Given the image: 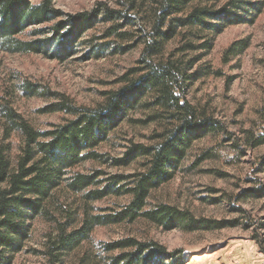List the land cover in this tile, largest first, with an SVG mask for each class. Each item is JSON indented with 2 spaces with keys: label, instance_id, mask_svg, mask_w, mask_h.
Wrapping results in <instances>:
<instances>
[{
  "label": "trees",
  "instance_id": "16d2710c",
  "mask_svg": "<svg viewBox=\"0 0 264 264\" xmlns=\"http://www.w3.org/2000/svg\"><path fill=\"white\" fill-rule=\"evenodd\" d=\"M52 2L42 0L36 5L31 0H0V48L12 53H37L41 43L53 42L18 39L27 28L59 17ZM117 5V9L101 5L94 12L69 16L52 30L55 34L63 30H69L68 34L78 29L84 32L98 16L109 24L108 37L131 40L134 35L126 28L134 29L138 38L122 52L141 47L140 57L136 67L121 78V87L102 93L103 101L94 108L77 106L58 95L59 102L43 112H62L72 118L45 132L37 131L0 100V262H6L8 254L22 252L30 238L31 224L38 218L54 226L43 252L49 264H60L88 243L97 227L138 220L165 231H217L236 226L230 221L196 219L190 212L169 205L150 208L149 199L153 191L175 178L196 142L225 130L208 108L188 100L194 76L190 70L196 64L187 60L188 53L212 49L213 38L229 26L253 23L262 14L264 1L118 0ZM208 36L210 40H206ZM176 40L180 45L169 50ZM237 47L231 45L225 56L236 55ZM26 90L31 97L39 94L31 85ZM137 110L152 114L146 121L135 122L156 125L153 143H133L122 158L112 159V164L126 167L142 159L141 171L103 179L105 173L101 171L89 175L74 172L88 161H100L97 149ZM14 134L20 135L22 146L12 160L10 140ZM262 145L264 134L252 138L251 147ZM61 190L81 195L75 211L67 210L59 195ZM252 195L264 197V188L253 190ZM109 196H129L131 201L118 212L95 215L91 204ZM102 246L109 255L104 264H161L163 260L184 264L183 252L169 253L153 241L126 238ZM89 262L86 256L81 264Z\"/></svg>",
  "mask_w": 264,
  "mask_h": 264
},
{
  "label": "rangeland",
  "instance_id": "374dc122",
  "mask_svg": "<svg viewBox=\"0 0 264 264\" xmlns=\"http://www.w3.org/2000/svg\"><path fill=\"white\" fill-rule=\"evenodd\" d=\"M31 1L38 5L42 0ZM117 2L53 0L59 17L27 28L18 39L24 42L54 39V43H41L37 53H12L0 48V100L8 103L37 131L45 132L72 118L62 112H43L59 102L58 95L68 97L77 106L94 108L103 101L102 93L121 87V78L136 67L140 57L141 47L122 52V48L133 45L138 38L134 29L126 28L134 35L131 40L108 37L109 24L98 16L84 32L78 29L68 34L69 30H63L55 34L52 30L57 22L94 12L101 5L117 9ZM210 39V36L206 38ZM211 42L210 50L188 53L187 60H195L196 64L190 70L194 76L187 97L193 105L208 108L224 125V133L196 142L175 178L152 192L149 207L169 205L190 212L196 219L230 221L236 226L217 231H165L138 220L97 227L90 241L64 257L60 264H81L86 256L89 264H104L109 255L102 245L126 238L156 242L169 253L183 252L184 264H228L225 257L232 244L246 240L264 261V197L252 195L253 190L264 188V165H261L264 145L251 147L252 138L264 134V10L253 23L229 26ZM233 44L238 45L237 54L226 57L225 52ZM179 45L176 40L168 49ZM29 85L38 91L37 96H29L26 90ZM150 115L141 110L129 114L97 149L102 157L100 161H88L74 172L89 175L101 171L105 173L103 179L141 171L142 159L126 167L113 166L112 159L122 158L133 143H153L156 125L135 122L146 121ZM10 146V157L15 160L22 146L20 135L11 137ZM59 195L68 211H75L81 204V195L66 190H61ZM130 201L129 196H109L91 205L95 215H105L122 210ZM53 230L52 224L36 219L22 252L8 254L6 262L0 264H49L43 252L47 236ZM161 264L172 263L163 260Z\"/></svg>",
  "mask_w": 264,
  "mask_h": 264
},
{
  "label": "bare ground",
  "instance_id": "6f19581e",
  "mask_svg": "<svg viewBox=\"0 0 264 264\" xmlns=\"http://www.w3.org/2000/svg\"><path fill=\"white\" fill-rule=\"evenodd\" d=\"M225 262L228 264H264L252 243L246 240H239L232 244L225 257Z\"/></svg>",
  "mask_w": 264,
  "mask_h": 264
}]
</instances>
